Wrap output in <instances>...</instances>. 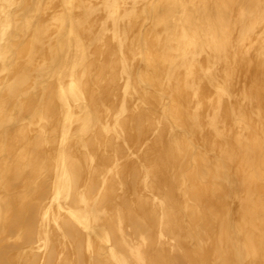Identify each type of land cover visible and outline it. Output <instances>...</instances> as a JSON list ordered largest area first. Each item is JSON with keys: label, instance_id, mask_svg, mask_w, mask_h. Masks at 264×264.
<instances>
[{"label": "bare ground", "instance_id": "6f19581e", "mask_svg": "<svg viewBox=\"0 0 264 264\" xmlns=\"http://www.w3.org/2000/svg\"><path fill=\"white\" fill-rule=\"evenodd\" d=\"M0 264H264V0H0Z\"/></svg>", "mask_w": 264, "mask_h": 264}]
</instances>
